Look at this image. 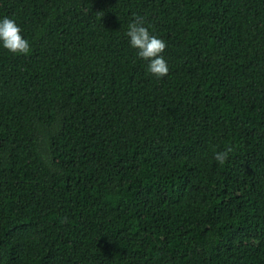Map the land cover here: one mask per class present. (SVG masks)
I'll list each match as a JSON object with an SVG mask.
<instances>
[{"label": "trees", "instance_id": "16d2710c", "mask_svg": "<svg viewBox=\"0 0 264 264\" xmlns=\"http://www.w3.org/2000/svg\"><path fill=\"white\" fill-rule=\"evenodd\" d=\"M137 16L163 79L125 35ZM5 17L31 52L0 42V264H264V0H0Z\"/></svg>", "mask_w": 264, "mask_h": 264}, {"label": "clouds", "instance_id": "9594fccd", "mask_svg": "<svg viewBox=\"0 0 264 264\" xmlns=\"http://www.w3.org/2000/svg\"><path fill=\"white\" fill-rule=\"evenodd\" d=\"M21 31L14 20L7 17L0 20V42L3 47L14 55L26 56L31 52V47ZM125 35L129 38L131 47L137 50V56L148 62V71L153 76L163 79L169 74V67L163 56L167 44L149 31L143 18L137 16L128 25ZM231 151L233 149L228 147L215 154V159L221 166L227 162Z\"/></svg>", "mask_w": 264, "mask_h": 264}]
</instances>
